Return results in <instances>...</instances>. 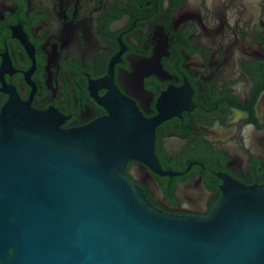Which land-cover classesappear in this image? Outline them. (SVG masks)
<instances>
[{"label": "flooded vegetation", "instance_id": "af4514ba", "mask_svg": "<svg viewBox=\"0 0 264 264\" xmlns=\"http://www.w3.org/2000/svg\"><path fill=\"white\" fill-rule=\"evenodd\" d=\"M230 3L225 19L202 0H0V113L13 94L65 128L123 111L157 158L129 177L208 215L226 179L264 182V10Z\"/></svg>", "mask_w": 264, "mask_h": 264}, {"label": "water", "instance_id": "95a60500", "mask_svg": "<svg viewBox=\"0 0 264 264\" xmlns=\"http://www.w3.org/2000/svg\"><path fill=\"white\" fill-rule=\"evenodd\" d=\"M62 120L19 94L1 110L0 264H264V182L226 179L205 216L162 209L125 171L157 162L153 133Z\"/></svg>", "mask_w": 264, "mask_h": 264}, {"label": "clouds", "instance_id": "9594fccd", "mask_svg": "<svg viewBox=\"0 0 264 264\" xmlns=\"http://www.w3.org/2000/svg\"><path fill=\"white\" fill-rule=\"evenodd\" d=\"M245 4L250 9L255 10H264V0H245ZM218 7H222L225 19L228 18L230 14L236 13L238 5H232L230 0H218V5L216 8L209 7V0H202V9H204L209 15H215L217 12ZM206 26L212 27L211 25H207V21H205ZM219 21H217V24ZM231 24L232 22L229 21Z\"/></svg>", "mask_w": 264, "mask_h": 264}, {"label": "bare ground", "instance_id": "6f19581e", "mask_svg": "<svg viewBox=\"0 0 264 264\" xmlns=\"http://www.w3.org/2000/svg\"><path fill=\"white\" fill-rule=\"evenodd\" d=\"M149 162H152V164H153V161L152 160H149Z\"/></svg>", "mask_w": 264, "mask_h": 264}]
</instances>
